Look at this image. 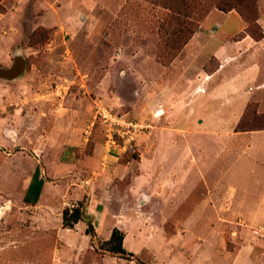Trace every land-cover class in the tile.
Returning a JSON list of instances; mask_svg holds the SVG:
<instances>
[{"label": "rangeland", "instance_id": "374dc122", "mask_svg": "<svg viewBox=\"0 0 264 264\" xmlns=\"http://www.w3.org/2000/svg\"><path fill=\"white\" fill-rule=\"evenodd\" d=\"M256 7L253 29L212 7L173 52L158 0H0V66L26 60L0 78V264H264ZM114 227L134 256L100 247Z\"/></svg>", "mask_w": 264, "mask_h": 264}, {"label": "trees", "instance_id": "16d2710c", "mask_svg": "<svg viewBox=\"0 0 264 264\" xmlns=\"http://www.w3.org/2000/svg\"><path fill=\"white\" fill-rule=\"evenodd\" d=\"M164 9L169 11L166 15L168 25H172L166 40L172 45L173 52H178L197 31L199 24L216 7L223 11H230L236 8L243 18L248 22L249 29L257 22L256 2L259 0H158ZM172 22V23H170ZM161 28H165V24ZM169 28V27H168ZM253 29V28H252ZM251 31V30H250ZM252 32V31H251ZM263 35L257 36L261 38ZM88 215L84 201L73 207H66L63 210V225L66 228H73L79 221L84 220ZM88 231V230H87ZM125 233L118 227H114L109 239L103 241L101 248L112 254L123 258L134 256L124 246Z\"/></svg>", "mask_w": 264, "mask_h": 264}, {"label": "crops", "instance_id": "0c3cea01", "mask_svg": "<svg viewBox=\"0 0 264 264\" xmlns=\"http://www.w3.org/2000/svg\"><path fill=\"white\" fill-rule=\"evenodd\" d=\"M244 40H248V39H244ZM190 45V43L188 42L187 43V45L186 46H189ZM263 135H264V133H263ZM186 154H191L190 153V151H187L186 152ZM74 158V157H73ZM88 158H90L89 157V155H87V160H88ZM249 158V157H248ZM73 160H75V158L73 159ZM84 163H85V161H83ZM89 162V161H88ZM74 165H77V164H82V162L80 161V163H78V161H76L75 163H73ZM39 163L38 164H36L35 165V167H34V170L33 171H35V174H38V177H37V179H38V181L40 182V183H42L43 182V176H44V171L42 170L43 168L41 167V170L40 171H38L39 170ZM207 178H206V173H202V175H200V178H199V181H201V182H203V183H207V180H206ZM48 181H47V184H54V182L52 181V180H50L49 178L47 179ZM28 182H31V184L26 188V191H25V200H26V202L29 204V205H37V204H39L40 202H41V200H42V196H43V191L42 192H37V191H35V190H33V187H32V182H33V180H31L30 181V179H29V181ZM55 185V184H54ZM79 223V222H78ZM77 223V224H78ZM66 229H69V228H66ZM111 232V231H110ZM110 234L111 233H109L108 234V237L110 236Z\"/></svg>", "mask_w": 264, "mask_h": 264}, {"label": "water", "instance_id": "95a60500", "mask_svg": "<svg viewBox=\"0 0 264 264\" xmlns=\"http://www.w3.org/2000/svg\"><path fill=\"white\" fill-rule=\"evenodd\" d=\"M26 66V60L22 54H17L10 67L0 66V78L7 80H14L24 73ZM90 230H93V226L89 225Z\"/></svg>", "mask_w": 264, "mask_h": 264}, {"label": "built area", "instance_id": "2783aa9c", "mask_svg": "<svg viewBox=\"0 0 264 264\" xmlns=\"http://www.w3.org/2000/svg\"><path fill=\"white\" fill-rule=\"evenodd\" d=\"M101 114L106 121L116 122V119L112 118V114L106 108H101Z\"/></svg>", "mask_w": 264, "mask_h": 264}]
</instances>
